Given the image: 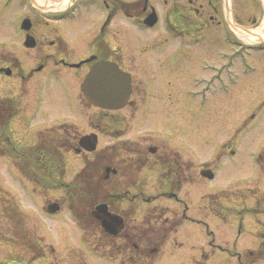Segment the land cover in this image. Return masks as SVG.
I'll return each mask as SVG.
<instances>
[{"label":"rangeland","instance_id":"obj_1","mask_svg":"<svg viewBox=\"0 0 264 264\" xmlns=\"http://www.w3.org/2000/svg\"><path fill=\"white\" fill-rule=\"evenodd\" d=\"M128 22L126 51L134 53L127 56L134 60L130 67L133 77L142 82L145 100L139 101L136 109L132 104L120 109L129 116L125 138L135 142L131 143L134 148L142 146L146 152L148 145L156 146L150 159L163 152L169 160L174 156L178 163L184 162L187 169L179 173L181 181L175 183L173 194L162 195L154 183L157 173L145 174L151 178L139 190L132 189L137 192L135 199L128 197L117 205L126 209V230L107 237L102 225L89 219L92 201L84 203L82 229L70 214L61 189L37 185L20 173L10 157L0 155V264H190L203 252L209 254L208 264H264V225L257 229L255 217L249 212H242V217L230 216L245 208L241 198L264 191V176L257 162L264 146L263 74L244 75L233 70L223 82L215 79L206 83L214 73L213 66H234L236 60L230 56L232 46L226 36L219 33L218 37L205 36L200 42H193V38L186 42L172 37L161 22L152 29ZM6 30L0 18V48H11L16 41L15 34L1 33ZM95 30L88 21L78 24L71 42L72 59L86 55ZM152 41H158V46L143 50ZM19 59L24 70L0 75V97L14 96L20 103V115L10 123L17 140L32 144L37 132L48 127L45 133L62 136L59 140L70 144L66 151L67 180L83 167L91 170L88 161L97 153L103 154L104 149L118 165L127 159V152L120 148L124 136L121 138L114 127H106L103 119H97L102 113L86 103L79 90L87 66L79 71L57 69L48 61L42 71L31 72L34 56L21 54ZM91 131L98 134L97 149L74 150L72 146L79 147L80 136ZM207 167L214 172L212 178L200 174ZM238 190L242 192L234 201L233 191ZM221 191L225 192L219 194L233 196L225 202L230 212L227 221L210 213L205 202L208 194ZM49 202H58L60 208L49 213ZM245 203L253 204L250 198ZM258 217L264 223V215ZM167 218H173L175 225L167 231V240L157 257L145 254L133 261L111 248L125 233L132 238L134 231L148 250L153 245L160 248L164 231L151 229L146 219L162 222Z\"/></svg>","mask_w":264,"mask_h":264},{"label":"flooded vegetation","instance_id":"obj_2","mask_svg":"<svg viewBox=\"0 0 264 264\" xmlns=\"http://www.w3.org/2000/svg\"><path fill=\"white\" fill-rule=\"evenodd\" d=\"M151 16L155 18V21L152 25H148L147 20ZM0 18L5 21L7 27V30L1 33L16 35V41L11 48H5V45L0 48V75H12L14 69L24 70L19 59L21 54L34 56V61L29 67L31 72L42 71L48 67V61L52 62L49 66L57 69L64 67L78 71L85 66L89 70L95 61L114 62L119 68L131 73L132 91L127 106L132 104L135 109L137 103L145 98V91L142 82L133 77L130 67L133 59L127 56L134 53L128 49L126 51L128 36L126 24H129L130 20L137 22L140 28L143 25V29H152L161 22L172 37L186 40V42H189L190 38H193V42H200L205 36L218 37L219 33L221 36H226L232 46L230 56H234L237 62L234 61V66L226 63L213 66L214 73L206 80V83L215 79L223 82L224 76L229 78L233 75V70H238L244 75L260 73L264 76V0H0ZM86 21L92 23L96 30L86 46V55L79 59H72L73 31L77 30L80 22ZM76 22L78 24L75 27ZM28 37L32 41H28ZM157 43L158 41L155 43L152 41L145 45L143 50L152 49L158 46ZM125 56L129 58L128 61ZM105 115V124L108 123L109 118H125V114L119 112H108ZM131 116L134 115L131 114ZM89 119L91 120L88 114L87 120ZM97 119L101 121L103 118L97 117ZM111 125L114 127V122H111ZM118 133L121 137L125 134V132ZM123 141L122 147L128 155L121 165L114 162L113 156L108 155L107 150L105 153L104 149L103 154L97 153L88 161L87 165L91 164V170L87 166L84 167L89 170L84 180L91 184L92 199L105 201L109 210L122 216L123 227L117 235L126 230L127 223L126 209L118 208L117 205L126 202L129 198L135 199L137 192H133L132 189L139 190L146 184V180L151 178L145 174L155 171L157 175L154 183H156V189L160 191L159 194L170 195L174 192L175 183L181 181L179 173L184 174L187 169L184 162L178 163L174 159L177 162L175 165L163 152L150 159L157 150L154 145H148L149 152H146L142 146L134 148V144H131L132 142L128 139ZM74 147L77 148L76 145ZM263 149L264 146L257 154V162L264 176V170L259 162V155ZM80 150L83 149L78 148L77 152ZM101 160H103L101 165L97 164ZM150 160L153 162L151 163ZM78 172L79 170L70 180L64 176L65 182L73 180ZM60 189L63 194H66L65 187ZM96 191L99 194H94ZM233 192L234 197L230 194L220 195L214 199L205 197L208 211L217 216L212 212L211 203L212 200L214 205L221 202L224 206V220H226L230 212L227 211L225 202L232 199L231 197L236 201L235 199L242 191ZM248 198L252 200V205L245 203ZM241 199L242 208L244 205L245 208L243 211H238V214H230V216L242 217L244 213L249 212L255 217L257 229L258 226L264 225L258 217L260 213L264 215V191L253 192ZM171 219L172 221L167 218L162 222L158 219L146 220L150 226H153L151 229L158 228L165 232L175 225V221ZM106 233L109 237L110 233ZM122 238L118 245L113 242L116 247L111 248H115L119 251V255L123 254L128 260L133 261L140 260L145 254V257L158 256L166 242L164 236H161L160 248L153 245L148 250L147 246L145 248L140 243L136 231L132 233V238L127 233ZM126 250L129 251L128 254ZM248 254L251 255V252Z\"/></svg>","mask_w":264,"mask_h":264},{"label":"trees","instance_id":"obj_3","mask_svg":"<svg viewBox=\"0 0 264 264\" xmlns=\"http://www.w3.org/2000/svg\"><path fill=\"white\" fill-rule=\"evenodd\" d=\"M19 102L14 98H0V154L12 156L17 163L18 169L37 185L43 188L65 187L66 200L73 214L82 218L84 203L90 196L91 184L84 180L87 168L78 172L75 178L65 182L66 173L65 150L68 141L59 140L62 136L55 133H41L38 141L30 146L17 145L8 129V123L12 116L19 112ZM7 147L8 150L4 148ZM259 162L264 170V149L259 155ZM222 194H213L210 198H217ZM211 209L219 218L225 219L224 206L221 202L214 205L212 200ZM193 264H206L204 261H196Z\"/></svg>","mask_w":264,"mask_h":264},{"label":"water","instance_id":"obj_4","mask_svg":"<svg viewBox=\"0 0 264 264\" xmlns=\"http://www.w3.org/2000/svg\"><path fill=\"white\" fill-rule=\"evenodd\" d=\"M155 18L151 16L147 20L148 25H152ZM28 41H32L30 37ZM78 65V64H77ZM88 102L104 108H120L127 103L131 92V77L128 72L122 71L114 62L99 60L91 65L81 83ZM81 145L88 151L96 148L97 137L95 134L83 136ZM204 176L212 177L210 171H203ZM58 203H51L48 206L50 211L58 209ZM92 214L101 220L102 225L110 233L117 234L123 227V219L120 215L108 210L106 203H99L94 206Z\"/></svg>","mask_w":264,"mask_h":264}]
</instances>
